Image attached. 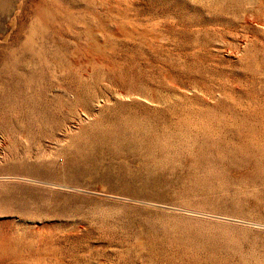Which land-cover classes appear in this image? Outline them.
<instances>
[{"label": "rangeland", "instance_id": "1", "mask_svg": "<svg viewBox=\"0 0 264 264\" xmlns=\"http://www.w3.org/2000/svg\"><path fill=\"white\" fill-rule=\"evenodd\" d=\"M0 264H264V0H0Z\"/></svg>", "mask_w": 264, "mask_h": 264}]
</instances>
